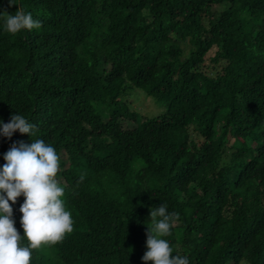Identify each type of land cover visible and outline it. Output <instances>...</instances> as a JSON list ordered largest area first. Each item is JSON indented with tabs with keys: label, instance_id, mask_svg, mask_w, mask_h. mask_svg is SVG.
Masks as SVG:
<instances>
[{
	"label": "trees",
	"instance_id": "1",
	"mask_svg": "<svg viewBox=\"0 0 264 264\" xmlns=\"http://www.w3.org/2000/svg\"><path fill=\"white\" fill-rule=\"evenodd\" d=\"M19 8L41 27H0V118L24 115L69 163L56 179L74 228L47 250L63 264H145L164 202L179 213L173 256L264 264V0H0V14ZM131 87L166 112L130 113ZM20 141L32 137L0 136V165ZM30 264H46L39 248Z\"/></svg>",
	"mask_w": 264,
	"mask_h": 264
},
{
	"label": "clouds",
	"instance_id": "2",
	"mask_svg": "<svg viewBox=\"0 0 264 264\" xmlns=\"http://www.w3.org/2000/svg\"><path fill=\"white\" fill-rule=\"evenodd\" d=\"M0 27L16 34L25 29H39L41 21L19 8L15 14L6 11L0 14ZM35 127L19 113L13 114L7 123L0 118V136L11 140L18 131L32 137L31 144L13 143L3 154L5 163L0 165V264H30L34 250L62 241L74 228L72 213L66 206L65 188L56 179L59 154L52 144L33 139ZM22 195L23 236L15 227L12 207ZM178 220L179 213L170 212L164 202L151 209L153 226L148 227L147 251L142 257L145 264H190L186 255H172L174 249L165 238L172 235Z\"/></svg>",
	"mask_w": 264,
	"mask_h": 264
},
{
	"label": "rangeland",
	"instance_id": "3",
	"mask_svg": "<svg viewBox=\"0 0 264 264\" xmlns=\"http://www.w3.org/2000/svg\"><path fill=\"white\" fill-rule=\"evenodd\" d=\"M224 8L225 6L224 7L218 6L215 9V12L219 13ZM214 54L215 51H212L210 56H214ZM105 69H109V67L106 66ZM124 102L129 107L130 113L137 115V117L140 119H144V118L152 119L158 117L159 115L164 114L167 110L166 101L150 96L144 90L134 87H131L128 90ZM104 110L107 111L105 108ZM121 126L125 130H131L136 128L138 126V123L134 119L123 118L121 120ZM195 137L197 138V135H195ZM62 161H64V163L60 164L59 171H62L69 165L66 155L61 156V162ZM149 221H151V213L149 215ZM47 248L48 246H43L39 248L40 258L44 260L46 264H63L60 262L58 256L56 255L57 254L56 250L55 249L47 250ZM242 264H247V263L244 262Z\"/></svg>",
	"mask_w": 264,
	"mask_h": 264
}]
</instances>
